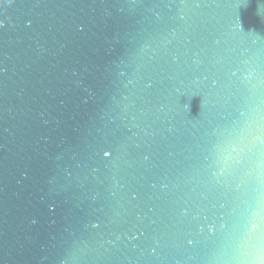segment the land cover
<instances>
[{
    "label": "water",
    "instance_id": "water-1",
    "mask_svg": "<svg viewBox=\"0 0 264 264\" xmlns=\"http://www.w3.org/2000/svg\"><path fill=\"white\" fill-rule=\"evenodd\" d=\"M0 264H264V0H0Z\"/></svg>",
    "mask_w": 264,
    "mask_h": 264
}]
</instances>
